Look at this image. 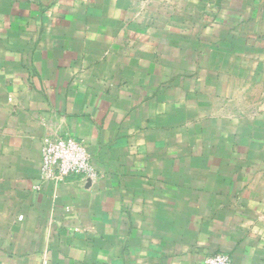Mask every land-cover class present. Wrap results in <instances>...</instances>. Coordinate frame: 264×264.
<instances>
[{"label": "crops", "instance_id": "1", "mask_svg": "<svg viewBox=\"0 0 264 264\" xmlns=\"http://www.w3.org/2000/svg\"><path fill=\"white\" fill-rule=\"evenodd\" d=\"M217 254L264 264V0H0V264Z\"/></svg>", "mask_w": 264, "mask_h": 264}, {"label": "built area", "instance_id": "2", "mask_svg": "<svg viewBox=\"0 0 264 264\" xmlns=\"http://www.w3.org/2000/svg\"><path fill=\"white\" fill-rule=\"evenodd\" d=\"M73 176L92 181L97 176L84 144L73 137H46L41 146L40 179L56 185ZM202 264H232L227 255L207 256Z\"/></svg>", "mask_w": 264, "mask_h": 264}]
</instances>
